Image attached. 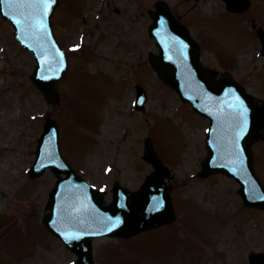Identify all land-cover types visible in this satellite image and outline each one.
<instances>
[{
  "label": "rangeland",
  "instance_id": "obj_1",
  "mask_svg": "<svg viewBox=\"0 0 264 264\" xmlns=\"http://www.w3.org/2000/svg\"><path fill=\"white\" fill-rule=\"evenodd\" d=\"M156 1L60 0L53 31L68 51L69 67L56 85V106L33 87L34 60L0 19V162L7 160L0 164V264L75 260L39 226L54 175L46 171L36 181L26 175L47 112L59 127L64 158L96 188L110 189L114 181L130 189L140 186L152 170L142 160L146 137L153 136L158 157L169 167L177 221L131 240H96V264H247L249 252L264 249V211L243 208L229 178L194 177L206 155L208 123L148 65V55L157 53L147 33ZM165 1L175 8L181 0ZM255 1L243 16L222 15L223 5L215 0H182L180 8L186 12L183 23L194 25L192 35L203 42L206 61L218 72H230L264 102V57L250 30L251 16L264 28V0ZM135 85L147 93L144 113L133 107ZM252 151L264 183V138Z\"/></svg>",
  "mask_w": 264,
  "mask_h": 264
},
{
  "label": "water",
  "instance_id": "obj_2",
  "mask_svg": "<svg viewBox=\"0 0 264 264\" xmlns=\"http://www.w3.org/2000/svg\"><path fill=\"white\" fill-rule=\"evenodd\" d=\"M225 1L234 12L242 11L248 4V0ZM57 5V0H0V13L11 18L18 30L29 24L32 31V49L29 50L33 54L37 52L36 55L43 59L50 54L53 40L50 17ZM155 9L151 13L154 23L150 35L155 38L159 55H151L150 64L164 83L210 121L206 141L209 153L203 163L202 175L221 172L233 177L239 184L238 194L243 205L264 209V188L254 171L249 147L264 129V104L256 105L228 74L215 81L198 61V46L174 21L168 7L157 3ZM258 36L264 54V33L258 32ZM49 79L41 78L35 84L47 99L54 100L57 98L53 88L56 81L48 83ZM54 129L56 132L55 126ZM56 145L58 148L57 142ZM146 145L144 159L152 164L154 172L138 191L130 192L116 185L113 202L104 205L102 194L96 192H91L92 202L85 198V193L80 195L81 198L68 197L64 192L67 180H59L49 194L48 214L42 222L77 255L76 264H93L90 244L93 237H130L174 220L170 197L163 183L167 171L150 140ZM74 176L70 173L68 178ZM249 263L264 264V253L251 254Z\"/></svg>",
  "mask_w": 264,
  "mask_h": 264
},
{
  "label": "bare ground",
  "instance_id": "obj_3",
  "mask_svg": "<svg viewBox=\"0 0 264 264\" xmlns=\"http://www.w3.org/2000/svg\"><path fill=\"white\" fill-rule=\"evenodd\" d=\"M127 100V98H125V101ZM7 162V160H3V162H0V164H4V163H6Z\"/></svg>",
  "mask_w": 264,
  "mask_h": 264
}]
</instances>
